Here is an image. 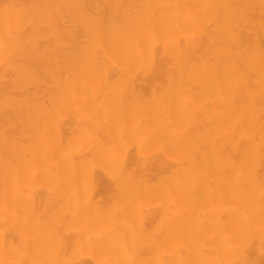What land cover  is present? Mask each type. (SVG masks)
<instances>
[{
  "label": "snow or ice",
  "instance_id": "1",
  "mask_svg": "<svg viewBox=\"0 0 264 264\" xmlns=\"http://www.w3.org/2000/svg\"><path fill=\"white\" fill-rule=\"evenodd\" d=\"M0 264H264V0L0 3Z\"/></svg>",
  "mask_w": 264,
  "mask_h": 264
},
{
  "label": "bare ground",
  "instance_id": "2",
  "mask_svg": "<svg viewBox=\"0 0 264 264\" xmlns=\"http://www.w3.org/2000/svg\"><path fill=\"white\" fill-rule=\"evenodd\" d=\"M5 2V0H0V3ZM15 2H20V3H26L30 2V0H15ZM121 2H141V0H121ZM155 2H162V3H167V2H187V0H155ZM191 2H196V0H191ZM152 84L150 82L144 81L143 79L140 81H137V87L142 88L145 91L150 92L152 88ZM153 167H159V163L156 162L152 165ZM101 194H103L101 192Z\"/></svg>",
  "mask_w": 264,
  "mask_h": 264
}]
</instances>
